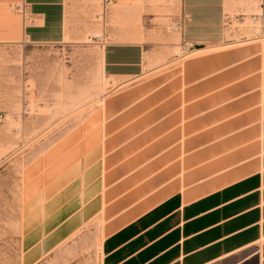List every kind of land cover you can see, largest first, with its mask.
I'll use <instances>...</instances> for the list:
<instances>
[{
  "label": "crops",
  "instance_id": "obj_1",
  "mask_svg": "<svg viewBox=\"0 0 264 264\" xmlns=\"http://www.w3.org/2000/svg\"><path fill=\"white\" fill-rule=\"evenodd\" d=\"M20 1L0 0L1 36L15 25V44L65 41L67 0ZM126 1L107 14L125 31L101 58L116 88L100 105L95 170L75 164L63 179L65 201L87 189L70 216L97 213L99 264H264V41L211 51L229 12H253L255 0ZM168 17L197 54L144 76L152 65L137 29ZM74 158L63 152L57 172Z\"/></svg>",
  "mask_w": 264,
  "mask_h": 264
},
{
  "label": "rangeland",
  "instance_id": "obj_2",
  "mask_svg": "<svg viewBox=\"0 0 264 264\" xmlns=\"http://www.w3.org/2000/svg\"><path fill=\"white\" fill-rule=\"evenodd\" d=\"M112 1L67 0V36L60 44L12 43L18 40L15 25L0 35V264H99L97 213L70 216L87 189L65 201L62 183L75 164L95 170L98 160L100 105L116 88L103 76L101 58L105 47L125 31L112 28L107 19ZM261 2L255 0L253 12L230 11L225 40L211 51L262 44L264 37L255 39L262 24L252 21L263 14ZM15 3L20 10L21 1ZM126 3L127 8L142 5L141 0ZM175 28L168 17L163 29H137L148 43L146 57L152 65L144 76L197 54L183 45L181 30ZM87 119L93 123L88 133ZM63 152L74 154L76 161L58 173ZM48 202L54 206L49 208Z\"/></svg>",
  "mask_w": 264,
  "mask_h": 264
},
{
  "label": "built area",
  "instance_id": "obj_3",
  "mask_svg": "<svg viewBox=\"0 0 264 264\" xmlns=\"http://www.w3.org/2000/svg\"><path fill=\"white\" fill-rule=\"evenodd\" d=\"M241 21L244 22L243 19H241ZM252 21H253L254 24L259 23V22L262 24V33L263 34L262 33H260V34L258 33V34H256V38H255V39H262V37H264V32H263V30H264V16H263V14L259 15L258 18L252 19ZM175 26H176L175 29L180 28V23H175ZM258 37H260V38H258Z\"/></svg>",
  "mask_w": 264,
  "mask_h": 264
}]
</instances>
